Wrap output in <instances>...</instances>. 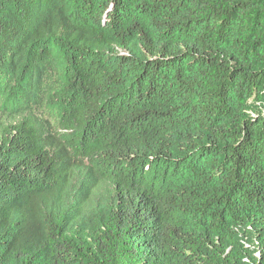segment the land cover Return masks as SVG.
Here are the masks:
<instances>
[{"label":"trees","instance_id":"trees-1","mask_svg":"<svg viewBox=\"0 0 264 264\" xmlns=\"http://www.w3.org/2000/svg\"><path fill=\"white\" fill-rule=\"evenodd\" d=\"M0 264H264V0H0Z\"/></svg>","mask_w":264,"mask_h":264},{"label":"rangeland","instance_id":"rangeland-1","mask_svg":"<svg viewBox=\"0 0 264 264\" xmlns=\"http://www.w3.org/2000/svg\"><path fill=\"white\" fill-rule=\"evenodd\" d=\"M257 256H258V254H257Z\"/></svg>","mask_w":264,"mask_h":264}]
</instances>
